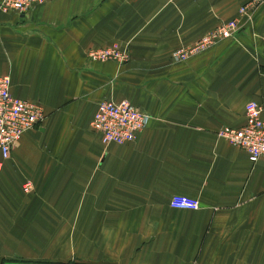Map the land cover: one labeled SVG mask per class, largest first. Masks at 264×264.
I'll use <instances>...</instances> for the list:
<instances>
[{"label": "crops", "instance_id": "1", "mask_svg": "<svg viewBox=\"0 0 264 264\" xmlns=\"http://www.w3.org/2000/svg\"><path fill=\"white\" fill-rule=\"evenodd\" d=\"M249 0H53L0 12V76L40 105L0 170V264H264V157L216 136L264 120V6ZM218 39L183 62L221 23ZM247 21V22H246ZM126 48L123 64L90 62ZM102 100L149 117L132 142L103 144L89 122ZM31 191H21L23 183ZM172 195L196 211L168 206Z\"/></svg>", "mask_w": 264, "mask_h": 264}, {"label": "built area", "instance_id": "2", "mask_svg": "<svg viewBox=\"0 0 264 264\" xmlns=\"http://www.w3.org/2000/svg\"><path fill=\"white\" fill-rule=\"evenodd\" d=\"M51 1L53 0H0V12L23 15L34 5ZM163 1L171 4L175 0ZM260 6H264V0H249L238 7L237 16L245 17L249 21ZM236 23V20L221 23L216 30L201 37L192 46L172 51L170 60L175 63L183 62L188 57L207 49L218 39L234 38ZM128 57L126 48L101 47L91 49L87 53V59L90 62L123 64ZM9 90V78L0 76V170L13 144L24 132L39 125L44 119V113L39 104L17 99L10 94ZM243 111L242 126L236 129L223 128L216 133V136L226 141L231 147L243 151L248 161L254 163L264 157L262 108L259 104L249 101L245 103ZM148 122L149 117L126 100L117 102L102 100L96 104L89 127L99 134L103 144L123 145L132 142L136 135L145 129ZM21 191L24 194L30 193V183H23ZM168 206L176 210L199 209L197 200L180 195H172L168 200Z\"/></svg>", "mask_w": 264, "mask_h": 264}, {"label": "rangeland", "instance_id": "3", "mask_svg": "<svg viewBox=\"0 0 264 264\" xmlns=\"http://www.w3.org/2000/svg\"><path fill=\"white\" fill-rule=\"evenodd\" d=\"M261 7V6H260ZM251 18H253L252 16H251ZM247 22V21H246Z\"/></svg>", "mask_w": 264, "mask_h": 264}]
</instances>
